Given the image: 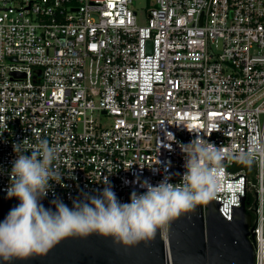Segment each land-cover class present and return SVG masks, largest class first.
<instances>
[{
    "label": "built area",
    "instance_id": "2783aa9c",
    "mask_svg": "<svg viewBox=\"0 0 264 264\" xmlns=\"http://www.w3.org/2000/svg\"><path fill=\"white\" fill-rule=\"evenodd\" d=\"M135 1L0 0V192L25 139L58 148L45 198L71 207L105 178L122 203L145 191L137 180L179 183L194 139L230 155L264 142V0H146L143 25ZM238 164L225 158L213 200L230 220L235 194L254 191L264 264V160L253 179Z\"/></svg>",
    "mask_w": 264,
    "mask_h": 264
},
{
    "label": "clouds",
    "instance_id": "9594fccd",
    "mask_svg": "<svg viewBox=\"0 0 264 264\" xmlns=\"http://www.w3.org/2000/svg\"><path fill=\"white\" fill-rule=\"evenodd\" d=\"M26 142L27 139L13 145L17 157L10 172L7 198L15 197L20 203L0 222V259L5 262L46 256L63 239L74 235L112 237L114 244L125 248L149 242L181 214L215 198L226 157L244 164L252 163L256 157L264 160V142L258 139L250 142L247 152L230 155L222 147L197 138L181 145L185 172L179 183L169 182L168 176L156 185L147 179L137 180L135 183L145 191L134 190L130 202L122 203L105 178L106 186L99 196L74 200L71 209L53 200V211L45 208L41 200L48 195L51 181L61 182L62 174L54 166L59 150L46 138L38 139L30 149L21 148Z\"/></svg>",
    "mask_w": 264,
    "mask_h": 264
},
{
    "label": "water",
    "instance_id": "95a60500",
    "mask_svg": "<svg viewBox=\"0 0 264 264\" xmlns=\"http://www.w3.org/2000/svg\"><path fill=\"white\" fill-rule=\"evenodd\" d=\"M150 47L148 43V52ZM244 192L243 185V197L235 194L240 207L231 206L230 220L219 212L222 204L212 199L205 203V213L198 205L174 219L167 228L166 240L158 231L155 239L125 248L114 244L112 237L74 235L63 239L46 256L10 262L0 259V264H255L252 220L245 210ZM52 201L43 198L41 203L55 211ZM19 203L17 198L9 199L7 193L0 192V222Z\"/></svg>",
    "mask_w": 264,
    "mask_h": 264
},
{
    "label": "trees",
    "instance_id": "16d2710c",
    "mask_svg": "<svg viewBox=\"0 0 264 264\" xmlns=\"http://www.w3.org/2000/svg\"><path fill=\"white\" fill-rule=\"evenodd\" d=\"M238 167L240 169L246 170L247 174L252 179L254 178L255 171L252 168V165L248 166V164L241 163V164H238ZM255 207H256V201H255L254 191L252 190V191H249L246 194V197H245V210H246V213L248 215H250L251 217L254 216V219L256 220L255 212H254L255 211Z\"/></svg>",
    "mask_w": 264,
    "mask_h": 264
},
{
    "label": "rangeland",
    "instance_id": "374dc122",
    "mask_svg": "<svg viewBox=\"0 0 264 264\" xmlns=\"http://www.w3.org/2000/svg\"><path fill=\"white\" fill-rule=\"evenodd\" d=\"M146 0H136L132 6V10L137 14V24L143 25L145 23Z\"/></svg>",
    "mask_w": 264,
    "mask_h": 264
},
{
    "label": "flooded vegetation",
    "instance_id": "af4514ba",
    "mask_svg": "<svg viewBox=\"0 0 264 264\" xmlns=\"http://www.w3.org/2000/svg\"><path fill=\"white\" fill-rule=\"evenodd\" d=\"M251 220H252V225H253V224H254V222H255L254 216H253V217H251Z\"/></svg>",
    "mask_w": 264,
    "mask_h": 264
}]
</instances>
